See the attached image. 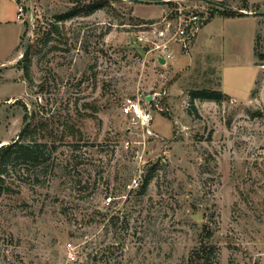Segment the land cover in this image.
I'll return each instance as SVG.
<instances>
[{
  "label": "rangeland",
  "instance_id": "rangeland-1",
  "mask_svg": "<svg viewBox=\"0 0 264 264\" xmlns=\"http://www.w3.org/2000/svg\"><path fill=\"white\" fill-rule=\"evenodd\" d=\"M246 1L261 10L227 19L186 6L202 25L211 13V37L173 45L160 65L138 37L172 29L175 4L19 0L21 24L0 0V140L31 114L27 125H48L35 139L55 146L39 183L24 164L1 178L0 264H201L202 246L214 264H238L264 250V61L253 55L264 53V0ZM26 39L28 78L11 64ZM195 90L222 97L192 100Z\"/></svg>",
  "mask_w": 264,
  "mask_h": 264
},
{
  "label": "trees",
  "instance_id": "trees-1",
  "mask_svg": "<svg viewBox=\"0 0 264 264\" xmlns=\"http://www.w3.org/2000/svg\"><path fill=\"white\" fill-rule=\"evenodd\" d=\"M205 3H208L210 6H214L217 8L218 15L222 17H235L242 16V14L228 7V5L222 2H213L209 0H202ZM240 1V5L238 9L242 10H253L255 12L260 11V7L258 5H249L246 0H236ZM96 6V5H95ZM90 7L88 14L92 13L93 9L99 8ZM251 8V9H250ZM264 8V4H263ZM251 10V11H252ZM264 10V9H263ZM76 11L68 12L63 15H60L58 18L59 21H65L71 16H73ZM216 12L213 11L212 15ZM255 14V13H253ZM211 13L206 22L212 19ZM205 22V23H206ZM53 33H58V28L55 25H51L50 29L45 33L46 42L50 40V36ZM255 43L257 42L258 37H255ZM254 43V44H255ZM255 48V50H254ZM253 48V55L260 62L264 61V53H261L257 49V45ZM23 62V64H21ZM29 49L27 48L25 53L21 56V58L17 61L16 66L22 70L23 77L28 78L29 76ZM259 65V64H257ZM190 96L193 99L199 100H208V101H219L222 97V93H218L216 91H207V90H195L190 92ZM47 121H41L36 125H27L21 133L18 135L17 139L11 141L9 144L3 145L0 147V195L3 192L2 187V176L6 174L8 171L16 168L20 164H24L28 166L29 172L34 179V183H39L40 178L44 177L49 171V167L51 165L52 154L55 150V146L52 143H47L46 141L41 142L40 140L35 139V134L40 131L47 130ZM50 133V131H49ZM23 136H27L28 140H23ZM149 181V176H144L142 178V188L146 187ZM195 256L201 260V264H214V256H215V248L213 246H202L201 248L195 251Z\"/></svg>",
  "mask_w": 264,
  "mask_h": 264
},
{
  "label": "built area",
  "instance_id": "built-area-1",
  "mask_svg": "<svg viewBox=\"0 0 264 264\" xmlns=\"http://www.w3.org/2000/svg\"><path fill=\"white\" fill-rule=\"evenodd\" d=\"M16 3V19L23 22L24 8L19 3V0H14ZM164 3L175 4L173 9L175 12V19L172 23L173 28L170 29L171 23H166L164 28H156V25H152L153 40L149 41L146 35L138 37V40H144L149 42L153 47L150 49L156 51L155 61L158 63L157 58H162L167 63L172 57L173 45L178 50H187L194 38L196 37L202 23L205 20V16L195 11L186 10L185 7L192 3L191 0H162ZM246 13V12H244ZM145 120L144 117H142ZM133 183H137L136 179H133ZM111 197H107L105 204L109 205ZM73 257V256H71ZM238 264H264V250L256 251L254 253L246 254L245 258Z\"/></svg>",
  "mask_w": 264,
  "mask_h": 264
},
{
  "label": "crops",
  "instance_id": "crops-1",
  "mask_svg": "<svg viewBox=\"0 0 264 264\" xmlns=\"http://www.w3.org/2000/svg\"><path fill=\"white\" fill-rule=\"evenodd\" d=\"M11 1H13V2H15L14 0H11ZM131 1V3H133V11H134V9H135V7L137 6V5H139V4H143V3H150V4H156V3H154L153 1H155V0H130ZM135 1V2H134ZM209 1H213V2H222V1H224L227 5H228V7L229 8H231V9H233V10H237L238 8H239V6H236V0H209ZM191 2L194 4V2H199L200 4H207L209 7H210V5L208 4V3H205V2H203L202 0H191ZM159 4H161V3H159ZM254 4V3H253ZM233 5V6H232ZM235 5V6H234ZM250 15H253L252 13H248V12H246L245 14H243L242 16H235V17H229V18H227V19H233V18H239V17H248V16H250ZM134 16H136L135 14H134ZM136 17H138V18H141V19H145V20H148V19H156V18H151V17H140V16H136ZM214 18V17H213ZM213 18L212 19H210L208 22H206L205 24H203L201 27H200V29H199V31H198V33H197V35H196V38L194 39V42H193V46H192V48H196V46L198 45V43H199V41H200V35H201V32L204 30V29H206L207 28V30H209V33L207 34V36L208 37H211V21L213 20ZM226 18V17H225ZM20 22V21H19ZM21 24H22V22H20ZM0 24H3V23H0ZM209 28V29H208ZM21 35H22V30L20 31V35L18 36L19 37V41H20V37H21ZM18 45H19V42H16V43H14V44H12V50H13V53H14V58H13V60H12V62H11V64L13 63V62H15L17 59L19 60V58H20V56H21V51L18 49ZM0 66H1V64H0ZM0 143H5V144H7V142H6V140H0Z\"/></svg>",
  "mask_w": 264,
  "mask_h": 264
},
{
  "label": "water",
  "instance_id": "water-1",
  "mask_svg": "<svg viewBox=\"0 0 264 264\" xmlns=\"http://www.w3.org/2000/svg\"><path fill=\"white\" fill-rule=\"evenodd\" d=\"M154 3H156V4H159V3H162L163 1L162 0H155V1H153ZM259 14H264V12L263 13H259ZM27 44H28V40L26 39L25 40V42H24V50H23V52H22V55L25 53V51H26V48H27ZM157 61H158V64H160V65H164L165 64V61L162 59V58H157ZM146 100L147 101H150L151 100V97L150 96H148V97H146ZM30 116H31V114L29 115V118H28V120L26 121V123H25V125L23 126V129L27 126V124L29 123V120H30ZM22 129V130H23Z\"/></svg>",
  "mask_w": 264,
  "mask_h": 264
},
{
  "label": "bare ground",
  "instance_id": "bare-ground-1",
  "mask_svg": "<svg viewBox=\"0 0 264 264\" xmlns=\"http://www.w3.org/2000/svg\"><path fill=\"white\" fill-rule=\"evenodd\" d=\"M3 144H1V146H2Z\"/></svg>",
  "mask_w": 264,
  "mask_h": 264
}]
</instances>
